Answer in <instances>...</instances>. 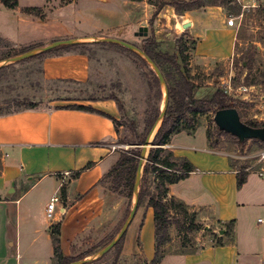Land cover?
<instances>
[{"label":"crops","instance_id":"1","mask_svg":"<svg viewBox=\"0 0 264 264\" xmlns=\"http://www.w3.org/2000/svg\"><path fill=\"white\" fill-rule=\"evenodd\" d=\"M18 3L11 9L0 0V35L14 45L39 48L76 39L103 52L99 60L79 47L42 55L41 81L59 84L55 94L61 95L44 105L0 114V264H56L57 229L63 254L72 257L115 235L127 216L125 197L101 182L121 156L114 148L119 104L114 96L70 92L72 85L100 86L118 76L120 52L106 39L132 41L148 25L153 30L147 35L155 37L159 50L189 37L195 41L189 66L204 71L233 59L237 29L216 4L177 12L172 5L158 7L149 0ZM173 50L170 55L178 54ZM203 89L214 95L218 88L212 83L198 88L197 98ZM259 95L256 107L264 115V90ZM164 148L195 167L169 185L166 200L185 205L200 226L197 240L204 242L190 251L165 252L159 264H264V167L245 166L247 181L238 187L231 155L210 145L204 125L173 134ZM53 198H58L55 218L49 219ZM155 253L154 210L146 203L124 235L117 264H151Z\"/></svg>","mask_w":264,"mask_h":264},{"label":"rangeland","instance_id":"2","mask_svg":"<svg viewBox=\"0 0 264 264\" xmlns=\"http://www.w3.org/2000/svg\"><path fill=\"white\" fill-rule=\"evenodd\" d=\"M172 1L174 0H149V2L157 4V6H160L162 2L172 3ZM201 2L204 5H221L225 8L227 14L237 16L235 26L237 29V40L235 55L232 60L218 63L216 66L212 67V69L204 71H195L193 67L189 66L191 75L196 83L195 90L197 91L198 88L201 87L207 88L209 83H212L214 86L217 85V88L224 90L226 88V83L230 82L232 86L235 87V90L226 92V94L238 109L242 121L264 125V115H261L260 109L256 107L258 99H260L259 93L264 90L263 13L259 9H243L233 0H201ZM150 29L153 30V26L148 25V34ZM146 37H148V35L145 36L138 33L132 38V41H126L142 48ZM183 39L186 41V55L189 57L188 65H190L195 41L189 37ZM36 47L37 46H33V48ZM109 48L111 47L109 46ZM113 48L120 52V68L117 70L118 76H114V79L100 86L96 83H89L87 85L75 84L72 85L70 92L75 96H114L118 99L121 107V118L118 122L119 132L115 145L117 146V151L121 153L124 150L133 148L132 145L140 142V140H146L152 128L158 123L161 125L163 119L160 116L163 109H165V98L167 95L166 86L173 84L170 79L171 75L177 77L178 73L170 64H163L161 68L159 67L160 70L162 69L161 71L166 81L165 86L160 83L156 71L146 59L139 57L134 51L117 43H113ZM27 49V47H18L14 45L0 35V111L7 112L13 109L30 106L31 104L37 106L44 105L47 104L48 99L52 96L61 95L55 94L59 84L52 82L42 83L41 81L40 61L42 55H35L17 62H8L9 59L26 52ZM82 49L94 60H99L100 58L98 55L103 53L99 50L101 48H97L96 46H87ZM173 49L178 51L177 44L176 47L169 46L168 49L164 48L163 50H159V48H157L158 51H162L167 55H170V53L174 51ZM178 63L183 69L184 64L180 58L178 59ZM207 68V66L204 67V69ZM243 85L250 87V90L248 92H240V90L236 89L238 86ZM198 96L202 99H211L213 97V95L205 89L201 90ZM14 101H21L26 105L16 106L13 104ZM159 107L160 113L156 121L149 127L154 116L158 113ZM202 125L207 128V131L211 135V142L216 143L218 149L225 150L231 155V161L235 167L251 166L254 170L264 167V160H260V156H257V154L264 149V144L259 140H247L243 145L238 144V140L235 136L231 134H222L214 122V113L198 116L196 128ZM150 149L151 147L149 151ZM146 162L147 161L144 159L137 194L139 195L141 188L144 187L148 189L151 194L157 195V184L153 174L145 173L144 169ZM103 184L107 190L121 195L115 191L116 183L112 177L106 178ZM121 189L125 192V194L121 196H124L128 202L127 218L135 203L136 193L134 189L131 198L128 196L130 193L129 189L126 187H121ZM147 200L148 197L143 205L147 203ZM170 201L171 199H168V203H170ZM177 204L178 202L176 201L175 205H171L172 223L169 226V241L171 243H165L162 246L161 250L164 252L190 251L196 247L197 243L204 242L203 240H197V238L200 237L199 232L201 231L189 229V218L191 215L188 214L185 216L178 206H176ZM118 232L108 237L106 240H103L96 247L82 252L81 256L85 257L76 259L74 262L83 259H91L101 248L107 245ZM118 252L119 248H113L104 256L90 260L86 264H112L116 260Z\"/></svg>","mask_w":264,"mask_h":264},{"label":"trees","instance_id":"3","mask_svg":"<svg viewBox=\"0 0 264 264\" xmlns=\"http://www.w3.org/2000/svg\"><path fill=\"white\" fill-rule=\"evenodd\" d=\"M1 1L6 7L11 9H15L19 5L18 0H1ZM166 4L174 6L177 12H182V11L205 6L204 4H202L201 0H194V1L174 0L172 1V3L162 2L158 7H162ZM25 11L32 13V12L40 11V9L26 8ZM152 21L153 20H151V22ZM143 43L144 45L141 49L145 51V53L149 57H151L153 61H155V63L160 68L162 67L163 64H170L177 70L178 73L177 76L178 78L171 75L170 79L173 82V84L167 85L169 100L165 110V116L152 141L153 147H151L149 151L147 162L144 169L145 173L153 174L155 182L157 184L158 193L157 195L151 194L148 189L142 187L138 195V199H139L138 208L143 205L146 198L148 197L147 205L152 207L154 210V221H155V229H156V253L151 264H159L165 254V252L162 251L161 248L170 239L169 226L172 223L171 205H175L176 202L174 199H171L170 203H168V200H166L169 192V185L186 178L195 168L194 165L188 159L182 157H176L171 150L164 148V146L169 143L171 136L175 133L181 132L182 130L195 131L197 129L196 122L198 116H204L209 113H215L219 109L236 107V106L232 103V101H230L229 96L226 94L225 90L219 88L217 89L216 93L213 95L211 99H201L195 96L196 83L194 82V79L189 69V65H188L189 57L188 55H186L187 52L186 41L183 38H180L177 41L178 54H172V55H167L166 53L158 51L157 50L158 44L155 37L153 36L147 37ZM71 47H75V48L79 47L80 49H82L84 47H87V45L84 43L65 45L38 55L57 52L60 49L71 48ZM27 48L28 51L32 49L33 46ZM138 56L141 57L140 55ZM179 58L182 60L184 64L183 69L181 65L178 63ZM114 99H116L119 104L118 99L116 97H114ZM13 104H15L16 106H20L23 104L26 105L24 102L21 101H14ZM36 106L37 105L35 104H31L30 106H25L23 108H34ZM77 107L82 108L80 106ZM23 108H17L11 111L23 109ZM11 111H7V112H11ZM3 113L6 112L0 111V114ZM159 113H160V107L158 109V113L154 116L149 127L156 121ZM245 123L253 127L264 126V125L255 124L253 122H245ZM220 131L222 132V134H230L222 130ZM207 136L209 138L210 145L216 148L217 144L211 142V135L209 134L208 131H207ZM236 139L238 140L237 142L240 145H243L245 142V141L244 142L240 141L237 137ZM145 141H146L145 139L140 140V142L135 143V145H142L145 143ZM259 141L264 144V141L261 140ZM140 157H141V147L139 146L122 151L118 162L105 175V177H103L101 182H103L106 178L112 177L116 183L115 191L121 195H124L125 192L121 189V187H126L130 191L128 196L132 198ZM246 168L247 167L237 168L238 187H241L247 181L248 171ZM62 193L63 196H66L65 188H63ZM176 206H178V208L181 210L183 214H185V216L189 214L187 208L183 203L178 202ZM189 219H190L189 229L190 230L199 229L200 226L195 223L194 217L191 216ZM233 223L234 222L231 221L229 224H233ZM230 230L232 232V228ZM58 234L59 231L57 229L55 231V235L53 238L55 244V257L57 260L56 264H71L76 259L85 257V256H81L82 254L72 257L65 256L60 247V239L58 237ZM123 238L117 243V245L114 248L120 249V245ZM112 264H117V258Z\"/></svg>","mask_w":264,"mask_h":264},{"label":"water","instance_id":"4","mask_svg":"<svg viewBox=\"0 0 264 264\" xmlns=\"http://www.w3.org/2000/svg\"><path fill=\"white\" fill-rule=\"evenodd\" d=\"M189 26H190V23L184 24L185 28H188ZM138 33H141L142 35H147L148 34L147 28L142 27L138 31ZM106 40L110 41V42L117 43L119 45H122V46L134 51L135 53H137L138 55H140L144 59H146L149 63H151L154 70L156 71L157 76L160 80V83L166 86V81H165V78L163 76L162 71L160 70L159 66L155 63V61H153V59L145 53V51H143L141 48L137 47L136 45L129 43L128 41H125L122 39L107 38ZM78 43H81V42L77 41L76 39L57 40V41H54L51 44H48L46 46L30 49L21 55H18L14 58L9 59L8 62L21 61V60L27 59L29 57H33V56L38 55V54L46 53L48 51H51V50L56 49V48L63 46V45H73V44H78ZM166 89H167V86H166ZM166 91H167V95L165 98V109H163L161 116H160L162 119L165 116V110H166V107L168 104V89ZM214 122L220 130L225 131L227 133H230L231 135L237 137L242 142H244L246 140H254V139L264 141V126L253 127V126L248 125L244 121H242L240 113L236 107H228V108H223V109L217 110L214 113ZM159 126L160 125L156 124L152 128V130L149 133L144 144L135 145V146L142 147V153H141L140 162L138 165V170H137V175H136V180H135V186H134L136 198H135V203H134L132 209L130 210V213H129L128 217L126 218L124 224L122 225L120 231L107 245H105L103 248H101L91 259L79 260V261L74 262L73 264H86L90 260L98 259V258L104 256L106 253H108L111 249H113L117 245V243L123 238V236L127 232V229L129 228L131 222L133 221L135 214L137 212V209H138L139 199H138L137 191H138L140 180H141L143 160L147 159V157H146L147 148L153 147L152 141H153L154 136L156 135V133L158 131Z\"/></svg>","mask_w":264,"mask_h":264},{"label":"built area","instance_id":"5","mask_svg":"<svg viewBox=\"0 0 264 264\" xmlns=\"http://www.w3.org/2000/svg\"><path fill=\"white\" fill-rule=\"evenodd\" d=\"M234 2H237L243 9H259L262 11L264 15V0H233ZM236 20L237 16L229 15L228 16V25L230 26H236ZM236 89L240 90V92H248L250 90V87L243 85L238 86ZM225 92L233 91L235 90V87L232 86L230 82L226 83V88L224 89ZM133 147H136L135 145H132ZM114 148H117V146H114ZM257 156H260V160H264V149L260 151ZM261 173L264 174V168L261 169ZM58 198H53L52 201L49 203L47 207V217L49 219L55 218V206L56 201Z\"/></svg>","mask_w":264,"mask_h":264},{"label":"bare ground","instance_id":"6","mask_svg":"<svg viewBox=\"0 0 264 264\" xmlns=\"http://www.w3.org/2000/svg\"><path fill=\"white\" fill-rule=\"evenodd\" d=\"M158 125H159V123H158ZM158 127V126H157ZM156 131V130H155Z\"/></svg>","mask_w":264,"mask_h":264}]
</instances>
